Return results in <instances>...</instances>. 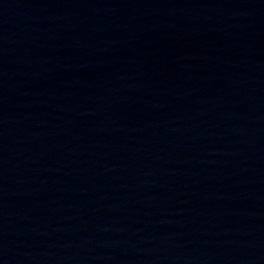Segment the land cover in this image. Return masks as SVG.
I'll return each mask as SVG.
<instances>
[{"label": "water", "instance_id": "1", "mask_svg": "<svg viewBox=\"0 0 264 264\" xmlns=\"http://www.w3.org/2000/svg\"><path fill=\"white\" fill-rule=\"evenodd\" d=\"M0 264H264V0H0Z\"/></svg>", "mask_w": 264, "mask_h": 264}]
</instances>
